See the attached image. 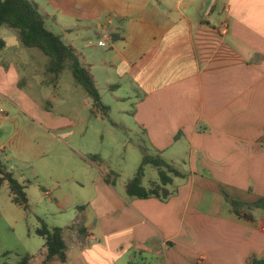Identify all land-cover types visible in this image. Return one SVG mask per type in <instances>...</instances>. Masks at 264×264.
Here are the masks:
<instances>
[{"label":"crops","instance_id":"obj_1","mask_svg":"<svg viewBox=\"0 0 264 264\" xmlns=\"http://www.w3.org/2000/svg\"><path fill=\"white\" fill-rule=\"evenodd\" d=\"M33 1L47 28L75 49L97 88L95 71L104 74L129 120L98 133L106 145L100 155L76 146V120L43 109L25 91L24 73L34 75L37 57L7 51L5 42L0 134L13 125L14 135L26 136L28 127L32 140L41 143L34 157L49 155L62 142L67 161L76 156L85 164L65 163L61 178L42 187L47 208H57L53 215L71 212L65 224L39 218L63 230L66 262H45V242L37 254L28 250V264H247L253 256L264 258V209H243L253 217L247 219L225 198L253 203L264 197V0ZM30 82L37 88L45 81ZM48 82L60 88V77ZM107 107V115L95 108L92 113L111 121ZM125 135H138L141 142ZM179 144L182 155L174 150ZM138 147L186 166L185 177L168 186V199L127 195L136 173L131 166L125 176L111 157ZM7 151L1 140L0 152L6 157ZM66 184L76 185L81 195L86 188L92 193L75 203Z\"/></svg>","mask_w":264,"mask_h":264},{"label":"rangeland","instance_id":"obj_2","mask_svg":"<svg viewBox=\"0 0 264 264\" xmlns=\"http://www.w3.org/2000/svg\"><path fill=\"white\" fill-rule=\"evenodd\" d=\"M36 1L46 6L50 2V0ZM0 38L7 43V51L18 49L28 56L34 55L37 57L35 63L38 68L34 75L24 73L28 81V87L24 90L41 102L43 109L54 111L56 114L64 115L70 119L74 118L77 126L71 129L74 131L73 144L82 148L85 146L86 149L91 148L96 154L100 155L103 147L106 148V145H102L98 133L102 132L105 127L111 128V126L121 125L122 120H129V118L122 116L121 104L114 101L112 91L105 86L104 74L95 71L102 102L105 106H109L112 109V112H109L111 121L105 119L101 114L92 113L94 109L93 101L91 102V106L83 105L86 99L91 98L84 88L76 82L69 69H65L62 72L60 75V88L55 89L53 84L48 82L52 79V75L47 73V69H45V66L49 64V58L38 48L25 47L21 42L17 30L4 26L0 31ZM35 78H42L45 81L44 85L37 88L32 87L33 83L30 82V79ZM19 88H22V85ZM78 115H80V120L77 117ZM83 120L85 123H82ZM113 121L114 124L112 123ZM12 126L9 125L1 130L0 145L1 140H5L8 151L6 157L5 154L0 152V160L8 166L7 170L13 173L14 177L26 187L25 192L28 197V205L27 207H22L12 201V195L7 183L0 188V264H20L21 260L28 255V250H31L29 252H33L32 254H37L41 250L42 245L45 244V240L43 237L34 234L40 228V217L47 216V219L46 217L44 219L48 220L50 224H54L56 220L57 222H61V224H65L70 218L71 212L60 213L59 218L53 215V212L57 211V208L52 209L53 212L47 208L49 204L43 196L42 187H49L53 181L61 178L63 173L62 167L65 163L70 168L85 166L84 162H82L83 160L76 156L71 161H67L66 146L62 142L58 143L49 155L34 157L41 143L38 144V141L32 140V132H30L28 127L25 129L26 136H16L14 135L15 129ZM116 131L119 132V130ZM125 137H129V135H125ZM129 138L134 143L141 142L138 135H130ZM140 138H142V135ZM20 145L27 146V150L20 151ZM180 147L181 144L177 145L174 150L182 155L184 151L183 148L180 150ZM144 148L147 149L149 147L144 145ZM125 153L124 149H120L116 155L111 157L113 166H117V168L119 166L124 167L125 176L127 175L126 169L132 166V172L137 174L143 161L144 150L138 147L134 148L133 154L127 152V155H125ZM147 153L152 154V151L149 150ZM123 157H125V161H123ZM175 164L181 171L186 169V166L181 161ZM31 166H35L37 169L36 177L29 174L32 169ZM78 178L82 179L80 175ZM28 179L31 183L28 182ZM155 180H159L157 169L151 165H147L144 169L143 186L146 187L150 182ZM65 190L75 203L83 202L85 197L92 193L89 188H86L83 190V195H81L78 192V187L71 184H66ZM79 204L83 205V203ZM30 230L33 231L31 238L28 237Z\"/></svg>","mask_w":264,"mask_h":264},{"label":"trees","instance_id":"obj_3","mask_svg":"<svg viewBox=\"0 0 264 264\" xmlns=\"http://www.w3.org/2000/svg\"><path fill=\"white\" fill-rule=\"evenodd\" d=\"M7 26L17 30L22 44L27 48H38L48 58L47 73L52 75V81L56 82L65 69H69L76 82L84 88L93 101V108L108 114V107L102 102L100 92L95 84L92 74L81 61L75 49L67 45L62 36L49 30L46 26L44 15L40 12L38 5L33 0H0V31ZM5 47V41L0 38V50ZM177 139L179 136L176 137ZM147 165L155 167L158 171L159 180L152 181L149 187L143 186L144 169ZM113 175L107 177L112 181ZM185 174L174 164L169 163L160 155L145 154L141 166L135 175L126 185V192L129 197L147 199L156 197L166 200L170 197L171 191L168 186L174 178H183ZM7 183L12 195V201L22 207H27L28 197L25 186L20 183L6 168L0 160V188ZM225 198L231 203L236 214L240 217L252 219L251 214H243V209H264V197L253 203H242ZM40 228L36 231L38 236L45 239L47 254L45 262L67 260V245L63 238V230L59 227L51 228L47 223L39 219ZM30 257H24L20 264H28ZM247 264H264V258L251 257Z\"/></svg>","mask_w":264,"mask_h":264},{"label":"built area","instance_id":"obj_4","mask_svg":"<svg viewBox=\"0 0 264 264\" xmlns=\"http://www.w3.org/2000/svg\"><path fill=\"white\" fill-rule=\"evenodd\" d=\"M228 29H229L228 25H227V24H224V25H223V31H224V32H227ZM1 111H3V110L1 109ZM47 195H49V193H47Z\"/></svg>","mask_w":264,"mask_h":264}]
</instances>
